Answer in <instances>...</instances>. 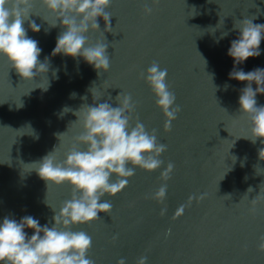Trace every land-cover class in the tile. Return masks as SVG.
I'll return each mask as SVG.
<instances>
[{
  "label": "water",
  "instance_id": "95a60500",
  "mask_svg": "<svg viewBox=\"0 0 264 264\" xmlns=\"http://www.w3.org/2000/svg\"><path fill=\"white\" fill-rule=\"evenodd\" d=\"M145 5L151 14H145ZM34 10L54 22L39 2ZM106 11L114 33L105 32L108 72L98 75L83 58L53 56L64 29L35 15L31 19L41 30L33 32L27 22L24 27L42 49L39 59L48 57L49 71L24 81L0 56V223L5 217L19 222L30 215L41 226H51L54 210L71 198L72 188L67 183L48 187L29 164L56 147L57 159L63 160L82 131L79 124H70L77 119L72 112L60 115L63 108L92 105L90 89L96 103L116 107L122 92L136 104L130 123L134 126L138 118L149 132L155 129L167 150L159 157L164 162L160 169L136 167L125 189L102 197L113 205L110 215L101 212L99 220L72 226L92 237L87 258L95 264H117L121 258L137 264L141 256H147V264H264V252L258 250L264 199H256L260 189L264 194V160L258 155L264 144L244 138L251 125L238 101L247 82L229 79L234 61L228 55L231 41L239 36L235 23L249 18L264 24V0H111ZM98 23L101 31L89 33L93 43L104 38L105 23L102 18ZM260 52L236 68L264 69V39ZM154 61L167 69L166 82L181 108L168 132L156 97L141 76ZM226 83L230 87L225 91ZM256 99L264 105V94ZM60 133L65 134L59 141ZM169 162L174 170L165 182L160 173ZM165 183L163 203L151 199Z\"/></svg>",
  "mask_w": 264,
  "mask_h": 264
},
{
  "label": "clouds",
  "instance_id": "9594fccd",
  "mask_svg": "<svg viewBox=\"0 0 264 264\" xmlns=\"http://www.w3.org/2000/svg\"><path fill=\"white\" fill-rule=\"evenodd\" d=\"M37 2L54 18V22L49 23L48 19L35 12ZM110 3L111 0H0V56L7 59L10 67L24 81H32L49 71L48 57L43 62L39 59L42 49L38 41L27 35L24 27L27 22L33 32L41 30L40 25L31 19L35 15L50 27H56L59 22L64 29L57 37L53 56L63 54L74 59L83 58L98 75L108 72L110 54L105 32L113 33L112 16L106 11ZM144 12L149 15L152 8L145 5ZM98 18L105 23L104 38L93 43L89 33L101 31ZM234 29L238 30L239 36L231 41L228 49V55L234 61L229 79L247 82L240 90L238 101L240 113L249 118L251 125L250 136L244 138L253 144L259 139L264 144V105H258L256 99L258 94H264V69L245 72L236 68L249 58L260 56L264 24H255L253 19L245 18L235 23ZM227 35V32L222 33L220 39ZM167 75V69H162L155 61L147 68L146 75L141 73L156 97V106L165 117L166 132L171 130L172 122L181 111L176 104L175 93L166 82ZM47 87L37 88L46 91ZM228 87L230 85L226 83L224 90ZM90 91L94 101L92 105L85 103L77 110L65 107L60 114L72 112L77 119L70 124H79L82 129L73 138L74 143L66 157L58 160L56 147L41 160L29 164L32 165L31 171L46 181L48 187L69 184L71 198L63 202L58 212L54 210L50 227L47 224L41 226L30 215L22 217L19 222L5 217L0 223V264H95L94 260L87 258L93 245L92 237L82 230L73 231L72 226L99 220L101 212L110 215L113 205L102 197L106 194L115 197L125 189L136 167L154 172L164 164L159 157L167 150V145L158 141L156 130L149 132L138 118L134 126L130 123L131 113L136 108L131 94L121 92L116 97L118 106L113 107L107 101L96 103L98 100L92 89ZM75 96L76 93L71 94V98ZM65 133L57 134L59 141ZM258 155L264 160V147L258 150ZM233 157L235 162L236 157ZM173 170L174 164L169 162L160 173L161 180L168 181ZM252 191L249 187L248 192ZM261 192L260 189L256 199H264ZM166 193L165 183L151 195V199L163 203ZM165 211L162 209L160 215L163 216ZM182 211L183 206L179 209L180 213ZM25 229H32L33 234L29 237ZM258 250L264 252V236L260 237ZM147 259V256H141L137 264H147ZM117 264H125V259L121 258Z\"/></svg>",
  "mask_w": 264,
  "mask_h": 264
}]
</instances>
